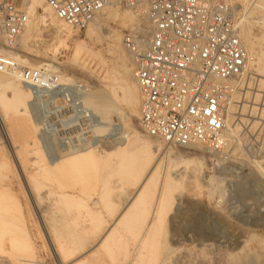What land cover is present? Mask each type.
<instances>
[{"label":"rangeland","instance_id":"obj_1","mask_svg":"<svg viewBox=\"0 0 264 264\" xmlns=\"http://www.w3.org/2000/svg\"><path fill=\"white\" fill-rule=\"evenodd\" d=\"M227 1L233 8H239L235 9L236 13L243 11L241 13L243 16V13L246 12V15L241 17L250 21V38L255 42L257 50L264 52V27L259 25L262 19L261 12L256 8L247 10L252 4L262 5L264 0ZM24 2L28 5L26 0ZM112 9H115L119 15L127 13L124 8L112 7ZM251 11L253 13L248 16L247 13ZM35 13L32 35L26 40V45L21 49V54L25 55L27 59L47 63L46 60L52 57L55 32L53 30L46 32L43 29L39 30L38 18L44 12L37 9ZM104 13L102 12L97 17L99 25L97 39L89 40L86 30L81 33L71 31L70 40L68 39L67 42L68 48L60 50L56 62V65L59 66H57L59 73L62 72L65 75L64 78L67 79L63 82L58 81L60 85H57V90L59 92L57 91V94L48 98L49 101L46 106L37 105L38 103H35L37 100L32 93H27L25 98L23 96L21 98L20 94L22 95V93H19L17 89L18 94L15 97L16 88L24 86L19 80L16 81L15 78H11L7 85V88L11 87V94L14 95H11V110L16 116L11 119L6 118L5 123L0 125V264H79V262L80 264L82 262L83 264H130L131 262V258L127 257L126 253L133 251L138 239L133 240L134 236H128L130 234L125 224L116 229L117 242L112 240L107 247L102 245V238L106 233L115 229L116 221L123 212L122 210L126 208L125 205L123 208L117 207L118 210L117 208L115 210L114 208H111L112 210L109 208H104L105 210L102 208H79L80 210L78 208H60L59 210L58 208H45L44 205L41 208L42 204L38 206L26 181V165L31 158L29 152L35 147L36 142L42 147L46 159L54 161L59 155L58 147L60 150L66 151L65 149L69 144L70 146L84 145L88 141L85 139L86 135L82 133L76 138L70 139L66 135L67 138L64 135L60 136L61 132H59L61 126L77 131L79 121L67 124L66 121L71 118L74 112L85 113L87 112L86 109L90 111V107L92 108V105L86 100L89 95L86 96L82 90L77 88L79 85H88L93 93L98 91L108 93L114 100L116 108L120 109L127 117V129L129 130H122L116 122L118 117L113 115L111 118L113 123L107 129L108 133L105 135V139H101L99 144L96 142L100 149H107L108 153L113 154L106 160H100L94 165L86 166L82 172L70 173L72 176L69 175L66 180L63 179L64 182H69L70 191H82L84 193L83 198L88 203L93 200L98 201L99 198H105L110 202L122 204L127 201L130 204L136 197L140 182L149 173L150 168L140 171L138 170V162L130 163L128 161V155L130 151H133V148L132 150L125 148L122 153L115 152L117 146L114 143L123 134L130 133V136L144 134L138 126L139 117L132 118L129 105L121 101L120 86L129 83L130 78L133 80L130 57L122 46V35L125 31L130 30L134 24L124 27L119 21L106 20ZM117 34L121 38L120 47L125 53L124 57L119 56V44L115 40ZM111 37L113 38L111 39ZM23 40L22 38L21 41L23 42ZM78 41L85 43L89 48L91 47L96 55L92 57L84 53L76 62H73L74 45ZM244 46L248 50L246 43ZM57 77L59 78V76ZM263 85L264 83L256 85L255 88L258 90L253 89L259 94L257 100L253 98L254 92L247 91L249 95L246 96L247 101L244 102L243 109L240 106L239 108L232 106L231 115L233 118L229 124L233 128L238 127V131L234 138H230L226 157L223 160L214 156L212 152V154H204L202 150L195 148H170L159 144L157 151L159 154L155 156L154 162H158V164L160 162L161 169L156 181L148 190L150 198L148 201L154 200L149 201L147 208H154V202H157L156 197L160 195L163 177L167 173L171 175V178L179 176L177 179L181 180L176 184L169 185L168 198H166L163 207L166 208L167 212L164 211L163 225L161 224L157 228V232L160 234L156 232L155 245L149 246L151 250L146 248L149 255H147L146 250L142 264H153V262L154 264H264V147L261 148V152H258L259 148H245L246 142L244 144L241 141L240 144H237L236 140V137L244 131L245 121H249L248 127L251 124L252 127L257 126L251 118L256 114L259 116L263 109L264 94L260 93ZM0 86L3 85L0 84ZM5 88H1L0 93L4 92ZM114 94L117 96V100L114 99ZM20 100L24 104L20 103ZM248 101L251 104H247ZM240 102L243 103L242 100ZM13 105L15 109H13ZM92 118L93 123L88 125L94 128L98 124V119L92 116L88 119L89 122H92ZM40 128L41 131H39ZM2 131L6 133L7 139L9 138V144L6 142ZM247 135H249L248 132ZM56 139L58 140L56 141ZM60 139L63 141L60 142ZM76 139L78 140L76 141ZM59 142L60 145H57ZM172 154L173 156H171ZM170 162L171 165H168ZM162 165L165 167L164 169ZM102 194L105 196H101ZM89 209L94 212L98 211V213L92 214ZM98 214L100 215L98 216ZM140 216L142 214L138 215V217ZM69 222L71 223L69 224ZM98 226L99 228H95ZM73 229L75 232H72ZM157 241L158 244H156ZM164 254L166 255L164 256ZM151 258L152 260L156 259V261H152Z\"/></svg>","mask_w":264,"mask_h":264},{"label":"built area","instance_id":"obj_2","mask_svg":"<svg viewBox=\"0 0 264 264\" xmlns=\"http://www.w3.org/2000/svg\"><path fill=\"white\" fill-rule=\"evenodd\" d=\"M44 1L75 33L85 31L108 7L129 11L136 24L123 33L122 45L139 91L141 131L170 148L200 147L221 160L226 157L230 106L243 109L247 91L258 90L254 78L246 83L249 54L240 38L241 14L227 0ZM28 19L24 0H0V73L31 87L35 103L44 107L59 92L57 74L26 68L4 53L20 44ZM251 119L257 126L245 122L237 144L246 142L245 148L261 152L264 114Z\"/></svg>","mask_w":264,"mask_h":264},{"label":"bare ground","instance_id":"obj_3","mask_svg":"<svg viewBox=\"0 0 264 264\" xmlns=\"http://www.w3.org/2000/svg\"><path fill=\"white\" fill-rule=\"evenodd\" d=\"M26 1L28 2V5H29V20L27 22L26 30H25V32L23 34V37H22L24 40H23V42L20 41V44L15 49H13V50L4 49V53L7 54L8 56L14 58L21 66H24L26 68L27 67L29 69L47 68L51 72H53V73L57 74V76H59V78L57 77V80L58 81L63 82L67 78L66 79L64 78L65 75L62 74V72L59 73V71H58V69H59L58 67L59 66L56 65V62H57V57L60 54V50L61 49L62 50H66L68 48L67 42L70 40L69 39V36L71 35V30L68 29L67 27H65V25L62 22L58 21L54 17L52 11L45 4V1L44 0H26ZM253 8L254 9L256 8L257 10H259L261 12L262 19H261V22L259 21L260 22L259 25L261 24L264 27V3H262V5L261 4H259V5L258 4H256V5L255 4H252V5H250V7L247 10L249 11V10H252ZM37 9H41L44 12V14L42 13L43 15H41L38 18L39 30H42L43 29V31H45V32L46 31L53 30L55 32V42L52 45L53 46V49H52V57L50 59L46 60L47 63L36 62V61L31 60V59H27L25 55H22L21 54V49L23 47H25L26 40H28V38H30L31 35H32V32H33L32 29L34 27V22L33 21H34L35 16H36L35 15L36 14L35 12H36ZM235 9H239V8L236 7V8H234V10ZM103 13L106 16V20H112L113 19L114 21H119L121 23V25L124 26V27H127L128 25H131V24H134V25L136 24L135 23V17L129 11H127V13H125L123 15H119L115 11V9H112V7H108V8H106L103 11ZM252 13L253 12L251 11V12H248L247 14H248V16H251ZM244 15H246V12L243 13V16ZM242 17H241V27H240L241 28L240 38H241V40H242V42L244 44L246 43L247 48H248L247 51H249V61H248V68H247V75L248 76H247V82L246 83L251 82V81H248V80H249V77H252L254 79H251V80H255L256 85H262L264 83V52H261V51L257 50V48H256L257 46L255 45V42H253V40L250 38V33H251L250 32V29H249V23H250V21L249 20H245ZM97 20H98L97 18H95L94 20H92L90 22V24L88 25L87 29H86V35H87V37H88L89 40L97 39V28L99 26ZM243 22H244V24L242 25ZM145 25H146V28H147L148 25L147 24H145ZM101 27H103V26H101ZM112 38L113 37H111V39ZM120 39H121L120 36L117 34L115 40H117V42L119 44L118 45V48H119V51H120V55L119 56H123L125 53H123L122 47H120ZM55 44H57L58 46L55 45ZM84 53L85 54H89L92 57H93V55L94 56L96 55V53H94V51L91 49V47L89 48L85 43L78 41L74 45V58H73L72 61L73 62H76L78 60V58L82 54H84ZM29 65H32V66L30 67ZM128 68H130V67H128ZM123 71H125V70H123ZM114 73H115V71H114ZM126 73H127V71H126ZM128 76H130V75L128 74ZM131 77H133V76H131ZM11 78H15V80L18 81V79L16 77H13V76H9L7 74H1L0 73V84L3 85V86H0V89L3 88V87H6L5 89L7 90V92L5 90L4 92H1L0 93V125L1 124L3 125L5 123V119L6 118L11 119V118H13V116H16V114L15 113H12V110H11L12 109V107H11L12 106V104H11V97L14 96V95L11 94L12 93L11 87L10 88H7V85L11 81ZM133 80H134V78H133ZM133 80L130 78V82L129 83H126V84H123V85L120 86V90L122 91V99H121V101H123V102H125V103H127L129 105V107L131 109V117L132 118H138L139 117V112H138V109L139 108L138 107H140V98H139V91H138L137 84H136L135 80L134 81ZM57 85H60V84H57ZM77 88H79L80 90H82L84 92V94H86V96L89 95V97L86 100L92 105V108L89 106L91 110L88 111L86 109L85 111H87V112L84 111L85 113H83V112L82 113H80V112L79 113L78 112L77 113L74 112L71 115V118H69L68 121H66V124L67 123H70V122L73 123L74 121L75 122L76 121H79L78 122L79 124H78L77 131L74 130V129H67L66 127L61 126L60 129H59L60 130L59 132H61L60 136H63V135L65 136L66 135V136L70 137V139H74V138H76L77 135H80V133H82V134L86 135V138L85 139L88 140V141L84 145L77 144V145L70 146V144H69L67 146V148L68 147L69 148L68 149L67 148L65 149L66 151H64L62 149L60 150V148L58 147V150H59L58 153H59V155H58L57 159L54 160V161H48L46 159V157H45V155H44V153L42 151V147L36 142L35 147L29 152V155H30L31 158L28 161V164L26 165V170H25L26 171V181H27V183H28V185L30 187V191H32V193H33V195L35 197V200L38 203V206L39 205L41 206V204H42V207L41 208H43V205H44L45 208H58L59 210H60V208L61 209L62 208H67V209L68 208H76V209L77 208L78 209L79 208H81V209L82 208H102V209H104V208H106V209L107 208H109V209L112 208L113 209L114 208V210H115V208H117V207L123 208L124 205H125L126 208L124 210H122L123 211L122 213L120 212L121 215L118 217V219L116 221L115 229H113V230L109 231L108 233H106L103 238L101 237L102 238V245L104 247H107L109 245V242L110 241L115 240L117 242L118 239H116V237H115V235H116V229H117V227L125 224L126 227H127L128 233L130 234L128 236H131L132 235V236H134V239L133 240H137L138 239V241H136L137 242L136 246H134V244H133L134 249H133L132 252L128 251L126 253L124 251V254L126 253L127 257L131 258L130 259L131 260L130 264H142V260L144 258V253L147 250L146 248L147 247L149 248V246L153 247L155 245V239H156L155 238V236H156L155 234L157 232V228L159 227V225L162 224L163 217H164V211L167 212V210H165L166 208H163V207H164V204H165V202L167 200L166 198H168L167 194L169 192V190H168L169 185L176 184V182H179L181 179H177L179 176H177V177L175 176V178H171V175H169L165 171V173H167V174L165 175V177H163L162 186L160 188L161 190L159 192L160 195H159V197H156L157 198V202L156 203L154 202V208H151V209L150 208H147L148 207V204H149V201H150V200L148 201V198H149L148 190L152 186V184L156 181V179H157V177L159 175L160 169H161V165H160L161 163L159 162V164H158V162L157 163L154 162L155 161V156L157 154H159V153H157V151L159 150L158 149L159 146H160L159 144H161V143L156 142L154 140H153L154 141L153 142L151 139L147 138L145 135H142V134L137 135V134H133L132 133L133 135L130 136L131 134L129 133V134H123V136L121 135L122 137L119 138L118 141L116 140V143H114L115 146H117L115 152L118 151L119 153H122L125 148H131V150L133 148V151H130V154L128 155L129 156L128 161L130 163L131 162H134V163H137L138 162L137 163L138 164V170H140V171L141 170H144L145 171V169H149L150 168L149 173L146 174L144 180L142 182H140V185H139V188H138L136 197L134 198V200L130 204H128L127 201H124L122 204L121 203H116L114 201H111L110 202V201H107L105 198H99L100 201L98 199V201L93 200V201H90L88 203V201H85L84 200V198H83L84 193L82 191H74V190L70 191L71 188L68 186V183L69 182L68 183L67 182H64L63 179L66 180V177L69 176V175H71L70 173L82 172V170L84 168H86V166L94 165L97 162H99L100 160H106V158H108L109 156H111L113 154V153H108L107 152L108 151L107 149H105V150L100 149V147L97 145V143L99 144L100 140L103 139L105 137V135L108 133L107 129H109L110 125L113 123V121L111 122V118L113 117V115L114 116L116 115V117H118V121H116V122H118V124L121 126L122 130H129V129H127V126H128L127 117L125 116V114L120 109L116 108V106L114 104V100L110 97V95L108 93H106L105 91H98V92H94L93 93V92L90 91L91 88L88 85H86V86L85 85H79V86H77ZM17 89H18L19 93H22V95L20 94V97L21 98H23V97L25 98V95L27 93H32L33 94V92H31V90H33V89L31 87H29V86H25V84H24V86H18L16 88V91H14V93H16V96L15 97H17V94H18ZM256 92L254 91L253 98L257 100V98L259 97V94H257ZM23 93H25V94L23 95ZM247 95H249V93H247L246 96ZM26 97H28V96H26ZM114 99L115 100L118 99L115 94H114ZM17 100H19V99H17ZM13 101H14V99H13ZM20 103H23V101L21 102V100H20ZM17 104H19V103H17ZM71 104H73V103H71ZM252 108H254V107H252ZM13 109H15L14 108V105H13ZM26 109H24V110H26ZM16 111H18V110H16ZM232 111H233V107L230 106V113ZM261 112H262V117H263V113H264L263 110ZM19 115H21V114H19ZM25 115L26 116H29L27 114H25ZM92 116L93 117H96L98 119V124L96 126L94 124H92L93 126H95L94 128H92V126L89 127V125H88V124L93 123V118H92V122L91 121L89 122V120H88ZM27 118L30 119V117H27ZM232 118H233L232 115H229L228 122H227V128H228V132H229L231 138L232 137L234 138L235 135H236V133H237V131H238L237 130L238 127L233 128L232 125L230 126L229 123L232 120ZM138 120H139V118H138ZM31 121H32V119L30 120V122ZM41 124H42V126H44L43 123H41ZM255 125H257V124L255 123ZM138 126H139V124H138ZM2 129H4V128H2ZM118 129H120V128H118ZM39 131H41V128H40ZM78 132H79V134H78ZM2 133H3V131H2ZM5 134L6 133L4 132L3 133V136L6 139V142H8V144H9V138L7 139V137H6ZM57 140L58 139H56V141ZM77 140L78 139H76V141ZM127 140H128V143H127ZM62 141H63V139H62ZM62 141L60 139V142H62ZM60 142L57 145H60ZM155 142L158 143V144H156ZM57 145H56V147H57ZM102 148H104V147H102ZM192 148H195V149H198V150H202V152L204 154H212L213 153V152L211 153L210 151H207V150H205L203 148H200V147H192ZM213 155L216 156L217 158L220 157V155L219 154H216V153H213ZM171 156H173V154ZM170 158H172V157H170ZM174 162H175V160H174ZM168 165H171V162ZM194 166H196V165H194ZM164 168L165 167L163 166V169ZM167 169H168V167H167ZM192 174H193V172H192ZM186 175H188V174H186ZM70 185H72V184H70ZM132 187H134V186H132ZM135 187H136V185H135ZM171 187H173V186H171ZM155 191H156V189H155ZM28 193H30V192H28ZM101 196H105V195L102 194ZM106 198H107V196H106ZM152 198H153V196H152ZM152 200H154V199H152ZM152 200L150 202H152ZM29 201H30V199H29ZM30 202H32V201H30ZM31 204H33V203H31ZM117 210H118V208H117ZM89 211H91V210L89 209ZM65 212H67V211H65ZM90 213L97 214L98 211L97 212L91 211ZM100 214H98V216ZM137 214L138 215L139 214H142V216L138 217ZM54 215L57 216L56 214H54ZM113 215H114V213H113ZM166 216H165V218H166ZM58 218H56V219H58ZM93 219H96V218H93ZM96 220H99V219H96ZM90 221H91V219H90ZM70 223L71 222H69V224ZM75 223H77V222H75ZM145 223L147 225H144ZM58 224H59V221H58ZM98 225L100 226L101 224L99 223ZM143 225H144V227H142ZM99 226L98 227H95V228H99ZM52 227H53V224H52ZM74 230L75 229H73L72 232H75ZM100 231H101V229H100ZM93 232H96V231H93ZM80 233H82V232H80ZM158 234H160V233H158ZM55 235H57V234H55ZM76 235H79V234H76ZM58 239H59V237H58ZM65 240H67V239H65ZM59 243H61V242H59ZM156 244H158V241H157ZM125 245H126L125 247H127V244H125ZM158 247H160V246L158 245ZM159 250H160V248H159ZM159 250H158V252H159ZM160 252H162V251H160ZM73 253H75V252H73ZM151 253H153V252H151ZM153 254H155V253H153ZM147 255H149L148 250H147ZM155 255H153V256H155ZM165 255L166 254H164V256ZM153 256H152V258H154ZM158 256H159V254H158ZM152 258H151V260H152ZM111 259H112V257H111ZM170 259H172V258H170ZM82 261H85V260H82ZM122 261H123V259H122ZM152 261H156V259L155 260H152ZM170 262H171V260H170ZM172 262H173V260H172ZM164 263H165V260H164ZM79 264H80V262H79ZM82 264H83V262H82ZM153 264H154V262H153ZM165 264H167V263H165Z\"/></svg>","mask_w":264,"mask_h":264}]
</instances>
